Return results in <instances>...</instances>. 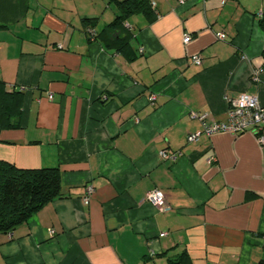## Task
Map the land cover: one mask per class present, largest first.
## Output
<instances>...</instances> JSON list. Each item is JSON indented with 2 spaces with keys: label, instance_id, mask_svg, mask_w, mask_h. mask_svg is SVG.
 <instances>
[{
  "label": "crops",
  "instance_id": "crops-1",
  "mask_svg": "<svg viewBox=\"0 0 264 264\" xmlns=\"http://www.w3.org/2000/svg\"><path fill=\"white\" fill-rule=\"evenodd\" d=\"M149 4L106 34L116 0H0V160L61 180L0 234V264H264V146L186 140L191 111L223 120L242 92L264 106V0ZM125 36L132 58L108 46ZM153 188L168 211L143 200Z\"/></svg>",
  "mask_w": 264,
  "mask_h": 264
},
{
  "label": "trees",
  "instance_id": "trees-1",
  "mask_svg": "<svg viewBox=\"0 0 264 264\" xmlns=\"http://www.w3.org/2000/svg\"><path fill=\"white\" fill-rule=\"evenodd\" d=\"M116 5L119 14L105 26L106 34L119 30L117 26L123 23L127 16L135 12H143L150 16L149 0H116ZM87 30L89 37H93L94 33L91 28ZM108 46L132 58L128 36L113 42L110 41ZM8 94L3 93L5 101L8 100ZM1 106V109L5 108V111L2 110L3 113L7 114V105L2 104ZM60 190L61 180L57 168H22L8 161L0 160V234L13 230L17 224L26 220L44 204L58 196Z\"/></svg>",
  "mask_w": 264,
  "mask_h": 264
},
{
  "label": "built area",
  "instance_id": "built-area-1",
  "mask_svg": "<svg viewBox=\"0 0 264 264\" xmlns=\"http://www.w3.org/2000/svg\"><path fill=\"white\" fill-rule=\"evenodd\" d=\"M182 2L183 0H179ZM217 39L224 40L225 34L218 32L216 34ZM191 39V35L186 33L183 37V42L187 43ZM264 40V35H263ZM191 61L195 65H201V56L199 54L191 55ZM259 69L252 71L253 79L257 80V74ZM51 98V95H49ZM151 101L155 99L154 95L149 98ZM189 117L198 119L202 124V130L196 133H190L187 135L186 140L188 142L194 141L201 133L206 135H212L215 133L230 132L233 134H240L246 131H250L255 134L256 140L259 145L264 146V106L260 105L256 96L247 92H242L235 99L230 100L227 109L226 118L223 120H215L208 118L206 112L191 111ZM159 155L163 159H176L179 157L180 152L168 153L166 150H161ZM210 160H214L213 157ZM92 185H87L85 188V194L83 200L88 201L89 195L93 192ZM144 201H148L153 204L159 211L166 212L170 209V205L167 201L165 194L157 189L153 188L147 191L144 196ZM53 230L50 231L53 234ZM166 233H162L164 235Z\"/></svg>",
  "mask_w": 264,
  "mask_h": 264
}]
</instances>
